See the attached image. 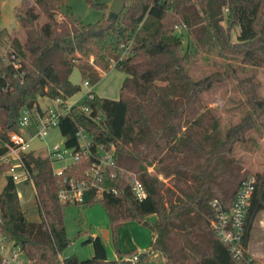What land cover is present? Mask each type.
I'll return each instance as SVG.
<instances>
[{"label": "trees", "instance_id": "1", "mask_svg": "<svg viewBox=\"0 0 264 264\" xmlns=\"http://www.w3.org/2000/svg\"><path fill=\"white\" fill-rule=\"evenodd\" d=\"M68 2L32 0L18 10L23 41L5 28L0 30V155L7 150L9 132L18 129L23 108H40L39 96L66 102L80 91L81 86L71 80L75 67L92 84L103 72L119 68L126 77L118 98L92 90V98L72 104L60 118L59 129L67 146H77L76 131L83 126L93 134V151L103 144L114 152L115 164L102 172L109 191L95 199L93 187L76 204L104 203L114 239L126 221L144 223L155 233L150 252L160 251L167 264H261L249 252L248 242L256 216L264 210V172L253 173L256 186L245 224L244 255L233 256L211 226L214 201L230 208L241 181L252 174H244L233 149L246 138L255 117L248 113L224 131L204 94L230 72L194 78L190 67L199 51L211 48L264 67V0H126L115 21L104 17L95 23L72 18L60 21L57 14ZM183 26L190 36L185 49L176 33ZM122 45L129 46L127 55H122ZM13 53L21 61L20 68L5 60ZM240 84L255 115L264 114L259 82L243 77ZM84 105L90 106L89 113ZM93 158L69 165L59 174L49 156L24 154L39 202L40 219L36 221L20 208L17 184L7 174L0 192V233L20 246L33 264H139L144 258L151 264L149 252L134 262L135 253L119 247L118 256L109 259L100 236L93 240L92 257L71 255L64 257V263L60 260L59 254L72 240L64 213L70 203L59 199V181L62 175L80 176ZM158 162L166 163L171 184L159 186L146 173L145 164ZM0 169L7 172L10 164ZM132 172L146 190L142 199L132 190ZM153 213L157 217L150 220ZM0 264H6L2 256Z\"/></svg>", "mask_w": 264, "mask_h": 264}, {"label": "rangeland", "instance_id": "2", "mask_svg": "<svg viewBox=\"0 0 264 264\" xmlns=\"http://www.w3.org/2000/svg\"><path fill=\"white\" fill-rule=\"evenodd\" d=\"M94 1L102 3L104 7L98 8L88 0H69L68 4L57 14V18L60 21L65 20V18H72L83 23H95L103 20L104 17L107 19L109 7L113 0ZM0 2V30L5 28L11 36H17L23 41L25 31L16 18V12L31 3L32 0H0ZM176 33L181 36L183 49H185L190 42L187 28L185 26L180 27ZM6 48H10V41L8 40H6ZM217 71H228L230 76L213 84L211 89L204 94L205 102L214 110L224 131L240 122L248 113L255 117L254 125L247 132L246 138L235 144L233 155L240 160L244 174L264 172V114L255 115L245 90L240 84L241 78L252 77L253 80L259 82V91L264 94V67L253 66L241 62L240 59L228 57L217 48L199 51L190 67V72L194 78H201ZM71 77L74 83L81 86L74 98L83 99L86 88L82 85L84 79L78 67L74 68ZM125 77L124 71L112 67L104 72L101 79L94 84V90L100 96L117 98L120 96V86ZM39 104L45 107L51 105L52 102L47 96H39ZM28 132L31 134L36 132L33 124L29 126ZM64 139L59 127H55L47 137L34 139L29 147L35 150V154L46 156L54 144L59 143L61 147H64ZM62 165L64 164L61 162L53 164L56 169H60ZM145 167L146 173L155 178L159 186L172 183V174L168 171L166 163L145 164ZM6 179V172L0 169V191L6 183ZM17 188L20 195V208L27 212L30 220L40 219L35 186L32 185V182L21 178L17 180ZM64 213L67 235L72 242L61 252L63 258L71 255H76L80 259L92 257L94 244L90 237L100 236L109 259L118 256L117 247H119L123 252L133 251L138 255L149 252L148 258L151 264H167L160 251L150 252L155 233L140 221L128 220L120 225L117 229L116 239H114L108 211L104 203L100 201L89 205L70 203L65 206ZM156 217L154 213L148 216L150 220H155ZM256 258L264 264V258ZM139 264H148V260L144 258Z\"/></svg>", "mask_w": 264, "mask_h": 264}, {"label": "built area", "instance_id": "3", "mask_svg": "<svg viewBox=\"0 0 264 264\" xmlns=\"http://www.w3.org/2000/svg\"><path fill=\"white\" fill-rule=\"evenodd\" d=\"M122 47L124 54L127 55L129 46L122 45ZM5 60L11 62L15 68L21 67V61L14 53L11 56H7ZM23 74L24 72H22ZM82 85L87 88L83 94V99L92 98L93 94L90 93L92 91L90 90L92 83L89 79H84ZM83 99L78 98L73 103H69V100L65 102L62 99H55L52 100L51 105L46 107L23 108L18 119V129L10 131L9 139L5 142L7 150L0 155V167L3 164H10V169L7 173L13 177L15 182L23 178L34 185L33 175L25 163L24 154L35 152L29 147L33 140L47 137L53 128L60 126L61 116L70 111L71 105ZM83 110L89 113L91 108L89 105H84ZM99 117L101 116H98V119ZM32 124L34 129H36L34 134L28 132L29 126ZM76 138L77 146L69 147L65 144L64 147H61L59 143H56L50 147L46 155L50 157L53 164L55 162L64 164L60 169H56L53 166L55 172L59 174H62L69 165L78 164L94 157L92 164L80 176H61L58 196L65 203L83 202L86 192L93 187H96L95 199L102 198L105 192L109 191L103 185L102 172L115 164L113 150L106 149L103 144H98L96 150L93 151L94 137L88 129L79 126L76 131ZM129 181L136 196L140 199L144 198L146 190L136 173H130ZM255 186L256 177L250 174L241 181L230 208H225L218 203V200L214 201L216 214L211 220V226L220 240L228 245L233 256L237 258H241L244 255L245 224ZM0 256H2L3 262L6 264H33L24 250L16 245L13 240H8L2 233H0ZM59 258L64 263V258L61 254H59ZM139 258L140 256L135 254L132 260L136 262Z\"/></svg>", "mask_w": 264, "mask_h": 264}, {"label": "crops", "instance_id": "4", "mask_svg": "<svg viewBox=\"0 0 264 264\" xmlns=\"http://www.w3.org/2000/svg\"><path fill=\"white\" fill-rule=\"evenodd\" d=\"M80 72V70H79ZM106 72V71H105ZM104 73V72H103ZM81 74V72H80ZM126 74V73H125ZM72 75V74H71ZM103 75V74H102ZM72 80V77H71ZM73 81V80H72ZM74 82V81H73ZM121 87V86H120ZM87 90V88L85 89V91ZM90 90H94V84H92V86L90 87ZM84 91V92H85ZM95 91V90H94ZM96 92V91H95ZM75 95H73L71 98H69V103H73L76 99L78 98H74ZM115 98V97H113ZM118 98V97H117ZM52 102V101H51ZM48 106V105H47ZM46 107V106H45ZM8 173L6 172V175ZM28 181V180H27ZM7 182V179H6ZM30 182V181H28ZM6 184V183H5ZM17 184V182H16ZM33 185V184H32ZM5 186V185H4ZM18 191V188H17ZM1 192V191H0ZM18 196L20 197V195L18 194ZM39 220V219H38ZM248 250L251 254H254L256 257L259 258H264V210L259 212L256 216V219L254 221L253 227H252V231H251V236L248 242ZM258 259V258H257ZM260 262V260H259ZM261 264H263L262 262H260Z\"/></svg>", "mask_w": 264, "mask_h": 264}, {"label": "water", "instance_id": "5", "mask_svg": "<svg viewBox=\"0 0 264 264\" xmlns=\"http://www.w3.org/2000/svg\"><path fill=\"white\" fill-rule=\"evenodd\" d=\"M126 0H113L112 4L109 7L107 21L113 22L117 19L118 15L123 11L125 7ZM13 120H10V126L12 125ZM91 240H94L95 236L90 237ZM142 256V254L140 255Z\"/></svg>", "mask_w": 264, "mask_h": 264}]
</instances>
